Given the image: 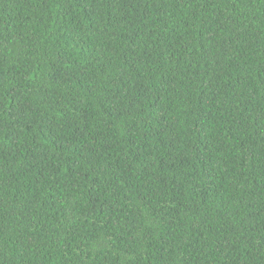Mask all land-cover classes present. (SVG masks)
<instances>
[{
  "label": "trees",
  "instance_id": "obj_1",
  "mask_svg": "<svg viewBox=\"0 0 264 264\" xmlns=\"http://www.w3.org/2000/svg\"><path fill=\"white\" fill-rule=\"evenodd\" d=\"M0 264H264V0H0Z\"/></svg>",
  "mask_w": 264,
  "mask_h": 264
}]
</instances>
